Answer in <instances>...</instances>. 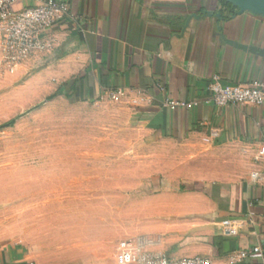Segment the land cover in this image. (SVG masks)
I'll return each instance as SVG.
<instances>
[{"label": "crops", "instance_id": "0c3cea01", "mask_svg": "<svg viewBox=\"0 0 264 264\" xmlns=\"http://www.w3.org/2000/svg\"><path fill=\"white\" fill-rule=\"evenodd\" d=\"M60 1L77 20L59 21L53 48L21 67L45 60L37 77L51 78L55 94L75 102L110 100L122 89L117 103L131 126L160 140L229 148L230 164H243L230 178L166 184L167 213H176L181 234L190 237L154 248L172 257L208 256L216 264H264V254L231 260L233 253L264 243V159H255L264 140V104L219 107L208 89L215 74L225 84L264 85V16L237 15L222 0ZM34 2L22 0L15 9ZM171 100L194 105L173 108ZM254 172L261 179H253ZM181 195L190 199L175 209ZM226 218L247 220L238 236L221 233ZM0 264L42 263L23 242L0 240Z\"/></svg>", "mask_w": 264, "mask_h": 264}, {"label": "rangeland", "instance_id": "374dc122", "mask_svg": "<svg viewBox=\"0 0 264 264\" xmlns=\"http://www.w3.org/2000/svg\"><path fill=\"white\" fill-rule=\"evenodd\" d=\"M44 62L0 72V240L42 264H116L129 237L187 240L162 188L238 175L232 150L147 135L116 100L54 96L53 80L37 77Z\"/></svg>", "mask_w": 264, "mask_h": 264}, {"label": "built area", "instance_id": "2783aa9c", "mask_svg": "<svg viewBox=\"0 0 264 264\" xmlns=\"http://www.w3.org/2000/svg\"><path fill=\"white\" fill-rule=\"evenodd\" d=\"M22 0H0V72L14 74L37 54L49 51L55 44L52 30L66 18L76 21L69 4L60 0H34L33 5L15 9ZM208 89L212 101L219 107L227 105L264 104V85L255 82L250 86L225 84L220 75L212 76ZM125 96L122 89L110 93L111 100ZM170 107L192 106L193 103L168 101ZM256 160L264 159V140L256 148ZM258 172L252 173L255 180L261 179ZM245 218H226L220 231L224 236H238L246 224ZM264 243L232 254L233 263L251 255H263ZM116 264H216L213 258L202 255L172 257L167 252L153 247V241L143 236L129 237L118 242L115 250Z\"/></svg>", "mask_w": 264, "mask_h": 264}, {"label": "water", "instance_id": "95a60500", "mask_svg": "<svg viewBox=\"0 0 264 264\" xmlns=\"http://www.w3.org/2000/svg\"><path fill=\"white\" fill-rule=\"evenodd\" d=\"M237 8V15L243 14L245 12H251L253 14H258L264 16V0H227ZM235 44L237 47L242 49H248L249 47L238 42L228 41ZM251 49H255L251 47Z\"/></svg>", "mask_w": 264, "mask_h": 264}, {"label": "trees", "instance_id": "16d2710c", "mask_svg": "<svg viewBox=\"0 0 264 264\" xmlns=\"http://www.w3.org/2000/svg\"><path fill=\"white\" fill-rule=\"evenodd\" d=\"M222 2H223V5H224V6L230 8V9L235 10L236 7L233 6V5H232L230 2H228L227 0H222ZM58 95H59V93L54 94V96H58ZM68 99H70L71 101H73L70 97H69Z\"/></svg>", "mask_w": 264, "mask_h": 264}]
</instances>
